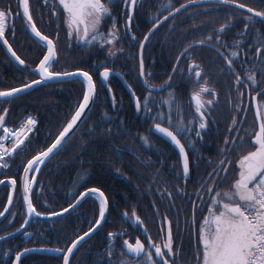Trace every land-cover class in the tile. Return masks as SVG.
<instances>
[{"label":"trees","instance_id":"trees-1","mask_svg":"<svg viewBox=\"0 0 264 264\" xmlns=\"http://www.w3.org/2000/svg\"><path fill=\"white\" fill-rule=\"evenodd\" d=\"M237 1L249 7L259 6V0ZM123 2L113 0L111 5L114 7L110 22L118 26L120 37L116 44V49L120 51L115 57L108 56L107 47L83 49L82 46L77 47L75 40L72 41V48L58 51V59L72 60L73 70L80 68L93 76L96 97L73 136L41 167L32 191L33 204L38 212L47 215L51 211L61 212L70 203L74 204V197L78 198L79 192L90 188H99L108 198L107 215L102 226L77 246L69 264H107L109 258L102 254L109 244L108 234L115 231L119 235L114 241V250H124L123 241H130L135 236L136 229L129 217L139 205L145 209L152 208V216L144 209L137 213L151 234L162 221L171 220L176 243L181 233V215L187 216L183 225L186 230L189 229L186 220L189 219L191 206L190 203L184 204V213H181V195L177 191L181 189L178 155L173 146L154 131V122L144 111L136 110L133 95L140 96L141 100L147 95L146 85L139 73V44L143 37L156 21L169 14V5L173 12L182 4L187 5L188 0H138L132 16L135 40L125 32L129 10L124 9ZM244 16L243 11L229 6L199 3L182 8L160 24L144 43L145 75L149 83L156 87L169 82V76L172 79L171 88L165 87L163 91L153 93L155 99L166 98L169 92H173L185 108V121L190 119L194 112L191 96L197 89L192 72L196 69L185 71L192 77H181V51L194 41L209 35L215 37L223 24L232 22L233 25H240L241 22L234 21ZM57 33L60 40L61 31ZM186 55L199 66L198 70H202L201 76L213 77L214 63L219 66V72L225 70L210 46H194ZM105 66L121 74L133 92L115 74L108 81L109 91L99 79V73ZM174 68L177 69L175 73ZM85 92L86 86L80 78L38 85L25 92L22 95L24 98L8 109L5 119L9 123L16 124L23 115L32 112L39 124L11 158V166L7 169L0 167V180L10 178L17 181L11 206L0 219V236L13 233L24 225L26 214L20 191L23 169L28 160L49 147L66 127ZM113 95L115 104L112 102ZM150 107L155 113L156 108L151 104ZM175 120L174 116L173 122ZM163 125L168 127L167 123ZM109 130L111 134H108ZM142 137H148L147 144ZM214 141L215 137L209 138L207 145H213ZM185 146L189 148L188 144ZM197 180L198 177L193 175L187 181L184 189L187 198ZM10 190L9 184L0 186V212L7 206ZM165 193H171V198ZM151 199L154 203L150 202ZM97 219L99 202L94 196L83 199L73 211L59 217L33 219L24 231L0 241V264H13L15 254L28 247L61 248L66 252L71 242L93 227ZM64 254L31 252L21 258V264H63ZM123 258L131 259L128 255Z\"/></svg>","mask_w":264,"mask_h":264},{"label":"snow or ice","instance_id":"snow-or-ice-1","mask_svg":"<svg viewBox=\"0 0 264 264\" xmlns=\"http://www.w3.org/2000/svg\"><path fill=\"white\" fill-rule=\"evenodd\" d=\"M202 0H188V4H182L180 8H175L174 11L179 13L181 8H187L191 5H197ZM218 4L225 6H235L238 9H246L250 15L246 19L244 29H248L250 24L255 22L254 18L259 17L261 22H264V11H257L253 8L247 7L243 3H238L237 0H216ZM45 4L49 3V0H44ZM112 0L105 3V0H54L53 9L55 14V8L58 4L62 8L64 13V22L67 28V35L70 38L75 39L76 43L82 44L85 47H107L108 56L115 57L117 52L116 44L118 43L119 30L117 29L115 22H113L112 28L107 33L101 29L106 17L111 14L110 4ZM125 7H130L135 10L136 0H124ZM169 7V16L173 14L171 5ZM18 11L15 15L19 16L25 21L24 27L30 31L34 37L38 38L46 48V54L39 60L37 67L33 70L35 74H38L39 79H34L30 82L24 83L21 87H13L9 90H0V98L5 103H10L11 99L17 94L24 92L34 85L41 84L42 82L57 81L62 82L64 79H71L74 77H82L86 82L87 91L83 94L82 102L79 103L75 114L72 115L70 121L66 127L59 132L55 141L51 143L46 150L39 152L33 156L32 159L27 161V167L23 169V200L27 206L26 214L28 219H25L24 225L29 223V220L33 217H40L43 215L38 212L32 201L33 184L35 183V177L29 178V173L40 172V165L44 164L51 155H54V150L59 151L65 143H67L66 137H69V133L77 126V122L80 121L81 116L85 113V110L89 108L90 103H94V97L96 95V83L93 76L83 69L77 68L74 72L67 71H53L52 66L54 62H57V47L56 42L50 39L37 27L36 21L33 18L30 0H17ZM15 18L10 6L5 5L0 7V41L7 46L12 57L19 62L20 65H25V61L20 58L19 55L13 50L12 45L9 43L5 33L9 28V19ZM165 20L168 17H164ZM133 17L131 14L127 16L125 24V32L131 36V39L135 40L136 37L131 33V26ZM159 21L154 23L158 24ZM229 27L228 24H223L217 30L215 37L209 35L205 39L194 41L193 44L185 48V51L181 55L188 53L194 46H209L214 41L215 44H224L225 42L220 39V33H223ZM13 35H15V28L12 25ZM151 35V33H149ZM149 36H144V41L147 42ZM236 46L240 47L241 42L236 41ZM251 47V45H250ZM140 57H139V73L144 85H146L147 95L141 100L140 96H135V108L138 112L144 111L154 123L153 127L156 133L161 134L167 138L177 149L178 155L181 158V170L183 180L186 183L189 179L191 167L196 164V161L190 160L189 152H195L199 157V152L196 151L197 140L203 138V134L209 127L208 121L211 118L208 115V109L212 108L217 101V95L214 89L208 86V82L205 80L200 82L202 70H195L192 75L196 78L198 85L197 89L192 93L191 100L194 102V112L192 117L185 121L184 110L179 102L177 96L173 92H169L166 98L156 100L153 96L154 92L163 91L165 87L171 88V79L169 76V82L164 85H160L158 88L149 83L148 76L145 75V65L143 59L144 43L139 44ZM115 49V50H114ZM219 51V49H216ZM264 40L258 42V46L255 48V52L252 56L248 57L247 53L241 56L239 51H229V55L224 57L228 69L235 75V85L237 92V99L233 105V110L236 113L243 111L246 115V109L242 107L243 98L245 92L240 89V85H244V89L248 92L250 98L255 101V115L258 118V130H254L251 138L252 149L241 155L236 161L237 175L231 183L228 189H217L216 181L221 178V173L227 174L228 168L224 167L225 164H231L229 155L236 147L237 139L243 142L242 121H239L236 116H233L231 126L228 129L229 134L235 132L234 137L226 136L223 144L224 146L219 149L221 159L218 161L217 167L213 168L208 173L207 178L201 177L199 181V189L194 195L200 200L202 205L206 206V215H203L201 221L197 226L196 222V209L197 205L195 201L192 203V213L190 219L186 220V226H194L197 231V249L196 260L197 264H264V80H257L256 73L259 72L264 75ZM223 56V53H220ZM239 57L242 61V66L245 67L246 80L236 72L234 67V58ZM246 58V59H245ZM250 60L251 67L247 66V62ZM179 63V58L177 60ZM193 69H199V66L193 61L190 65V72ZM176 68L173 72H176ZM101 82L108 87L111 91L108 81L112 75V69L105 66L103 71L99 73ZM150 75V74H149ZM255 86V96H252V92ZM131 90V86L129 85ZM212 96L211 99L205 98V96ZM112 102L115 104V96L112 97ZM156 108L155 113L152 112V107ZM8 109H4V114L0 115V130L3 135H0V161H3L5 155L11 156L25 143L27 133L31 132L36 126V120L29 118L27 120V129H21L20 131H13L5 127V116ZM176 120L173 122V117ZM159 121V122H157ZM164 123L168 124V127L163 126ZM246 132V130H243ZM108 134H111L110 130ZM195 136L197 139L193 140L190 137ZM181 137H183V142ZM12 140L11 149L5 147V141ZM70 138V137H69ZM145 144L148 143V137H142ZM186 144L190 147L186 148ZM7 164H0V167H7ZM198 166V164L196 165ZM3 181L0 180V184ZM17 181L11 180L13 189L16 187ZM207 186V187H205ZM178 194L186 195L183 189H177ZM171 198V193H165ZM204 194H207L208 200H204ZM164 195V194H162ZM94 196L99 197V219L95 220V227H90L88 231L83 235L77 237V239L71 242V246L66 249H38L40 251H54L59 253H65L63 255V264H69V258L73 254V250L77 248V245L89 236L91 232H94L105 220V213L108 209V198L105 196L99 188H90L84 192L78 193V198L74 197L75 204H69L67 208H63L62 212L51 211L47 215L49 217H59L63 213H68L69 209H75L81 201L87 197ZM8 203L11 205L12 197L9 196ZM8 211L5 208L3 212H0V217L4 216V213ZM158 212V209L156 210ZM125 215H127L125 213ZM135 225L142 228L146 238L150 242L146 245L139 238H136L135 243L128 240L123 241V246L126 251L114 250V241L119 234L109 233V244L102 254L109 259L107 264H177L179 250L174 251V238H173V225L171 220L161 222V231L165 232L162 237V243L157 244L152 240L151 235L148 233L144 222L139 215L133 212L129 217ZM166 223V231H165ZM22 225V227L24 226ZM11 235V233H9ZM29 235H31L29 233ZM5 237L0 236V240H4ZM37 249L25 248L23 252H17L15 254V264H21V257L31 251ZM128 254L132 255V259H124ZM7 255V253H5Z\"/></svg>","mask_w":264,"mask_h":264},{"label":"flooded vegetation","instance_id":"flooded-vegetation-1","mask_svg":"<svg viewBox=\"0 0 264 264\" xmlns=\"http://www.w3.org/2000/svg\"><path fill=\"white\" fill-rule=\"evenodd\" d=\"M108 2L109 0H105V3H108ZM53 3H54V0H49L48 4H45L44 0H30L32 15H33L34 20L36 21L37 27L40 29L42 33L49 36L50 39H53L56 42L57 53H58V51L64 48H68V47L72 48L73 46L72 41H74L75 39L70 38L67 35V28L64 22V13H63L62 8H60L57 4L55 8V14H54ZM137 3H138V0H136V6H137ZM119 4L121 3L119 2ZM122 4H123L124 9L125 10L128 9L129 14L133 16L134 10L131 9L130 7H125L124 2ZM214 4H218V3H214ZM5 5H8L11 7L12 13L15 17L14 19L10 17L8 21L9 28L6 30L5 35L8 38L9 43L12 45L13 50L17 53V55L20 56L21 59L25 61V65H20L19 62L16 61L14 57H12L11 52L8 51L6 45H4L2 41H0V90H9L13 87H21L26 82H30L34 79H39L38 74H35L33 70L37 67L39 60L43 58V55L46 54V48L44 47V45L41 42H39L38 38L34 37L30 33V31L25 29L24 27L25 21L19 16L15 15L18 11H22V10L17 9V0H0V7H4ZM111 5L112 3L110 4V7L113 10L114 6H111ZM229 7L232 8L233 10L243 11L245 13V16L243 18H239L237 21H234V22H241L240 25H233V23L231 22L229 24V27L223 33H221L220 39L225 42L224 44H215V42H212V44L209 45L216 53L217 59L221 62V66L223 67L222 69H225V70H222V72H219V69H218L219 66L214 63V76L210 77L207 75H203L200 78L201 83H203V81L206 80L208 82V86L211 89H214L217 95V101L214 103L212 108L208 109L207 114L210 115L211 117L208 121L209 127L203 134V138L197 140V143H196V151L199 152V157L196 156L195 152L193 151L189 152L190 160L196 161V164L192 165L188 180L192 179L193 175L197 176L198 180L194 182V188L192 191L189 192L188 198L186 197V195H181V213L182 212L184 213V210H183L184 204L190 203L191 209H190L189 219L192 213L191 201H195L197 205V209L195 213L197 226L199 222L201 221L202 216L206 215V206L200 203V200L194 195V193L199 189V181L201 180V177L205 176V178H207L208 173L211 172L213 168L217 167L218 161L221 159V156L219 154V149L224 146L223 141L225 137L228 136L231 138L235 136V132L231 134H229L228 132V129L232 123L233 116H236V118L239 121H242L241 135H243V142L237 139L236 147L235 149L232 150V152L229 155V159L232 161V163L224 165V167L228 168V173L227 174L221 173V178L216 181L217 189L226 190L230 187L231 183L236 178L237 171H238L236 161L239 159L241 155L245 154L247 151L252 149L253 146L250 142L252 138V134L254 130H258L259 121L255 115V107H254L255 101H253L250 98L248 92L244 89L243 84L240 85V89L245 92L242 107L247 110L246 115L243 111H241L240 113H236L233 110V105L237 99L236 85L234 83L235 75L228 69V67H226L227 65H226V61L224 57L229 55V51H228L229 49L232 51H239L241 53V56H243L244 53H247L248 57L252 56L255 52V48L258 46V42L261 40H264V22H261L259 17H255L254 18L255 22L253 24H250L249 28L246 30L244 29V24L246 23L245 18L248 15H250V13H248L246 9H243V10L238 9L234 5L229 6ZM250 8H253L257 11H263L264 10V0H259V6L250 7ZM229 10L231 11V9ZM111 15H112V11H111L110 16L106 17L103 22V27L101 29L103 32H106V31L108 32L112 28L113 24L110 22ZM12 25H14V28H15V35L12 34L13 33ZM116 27L118 29V26ZM58 30L61 31V34H62V38H60V40L58 38V33H57ZM130 31L132 33V26H131ZM128 41L130 42L129 39ZM236 41L241 42L240 47L236 46V43H235ZM143 42H144V37L141 43ZM79 46H82L83 49L87 48L83 46L82 44H79V45L77 44V47ZM216 49H219V51H217ZM184 51L185 49L182 50L181 53H183ZM220 53H223V56ZM262 53H264V50H262ZM180 57H181V77L184 79L192 77L190 73L185 72V71H187L188 68H190V65L193 63V59H190L186 54L181 55ZM62 59L63 58L58 59V55H57V62L53 63L52 70L53 71H67V72L74 71L70 63L72 62V60L70 59L62 60ZM251 63L252 62L248 60L247 66L251 67ZM176 65H177V62L175 64V67ZM234 67L236 69V72H238L241 75V77L245 78L246 80L245 67L242 66V61L239 57L234 58ZM220 74L222 75L219 76ZM256 75H257L258 81L264 80V75H261L259 72H257ZM116 76L120 78L123 84H124L123 80L125 81V83H127L121 74L118 73ZM217 76L222 77V79H219ZM71 79H74V78H71ZM71 79H67V80H71ZM56 82L57 81L42 82L41 84H38V85L45 86V85L53 84ZM38 85H35L32 88H35ZM253 88L254 90L252 92V96H255L256 90L258 89L255 86H253ZM130 91H132V88ZM24 93L25 92L19 93L14 98H10L11 99L10 103H5L3 99H0V115L4 114L5 108L9 109L16 102H20L24 98L23 97ZM223 97L225 98L224 100L225 103L222 101ZM205 98L211 99L212 96L206 94ZM193 106H194V102H193ZM183 110L185 111L184 107H183ZM25 115H23V117L16 124L9 123L5 119L4 126L5 127L8 126L9 128L15 130L16 128L19 127V125H21V121L23 120ZM38 124H39V121L35 129L37 128ZM163 126L167 127L166 125H163ZM223 127H226V128H223ZM243 130H246V132H244ZM0 135H3L2 130H0ZM29 136L30 134L27 135V138L25 139V143ZM211 137H215L214 144L207 145V140ZM191 139L196 140L197 138L195 136H192ZM218 143L220 145H218ZM24 144L21 145L20 148H22ZM9 149H11V147H9ZM19 149H17V151ZM16 152L13 153L11 156L5 155L6 159L9 160V165L5 167L4 169H7L11 166V158L15 156ZM176 154L178 155L177 152ZM178 160H179V171H180L179 175L181 176V189H183L185 193L184 189H185L187 182L185 183L183 180V175H182V170H181V161H180L179 155H178ZM199 162L201 164H199L196 167V165ZM150 188L151 189L153 188L152 184L150 185ZM97 200L99 202L98 198ZM204 200L206 201L208 200L207 194H204ZM150 202L154 203V200L151 199ZM155 202H159V200L157 201L155 200ZM143 209L145 211L147 210L149 214L151 215L152 208L145 209V208H142L141 205H139V208L135 209L134 212L136 215H138L137 213H140ZM106 215H107V212L105 213V218H106ZM185 217L187 216L181 215V233L177 239V242L174 244V251L177 249L179 250L177 264H197L196 227L189 226V229L186 230L185 226L183 225V223L185 222ZM130 221L136 229L135 236L131 238L130 242L135 243L136 238H139L146 245H149L150 242L146 238L142 228L138 225H135L132 220ZM113 233H117V231ZM148 233L151 235L152 240L155 241L157 244L162 243V237L164 236L165 232L161 231L160 225L157 226L155 232L151 234L148 230ZM123 249H124V246H123ZM124 251L126 250L124 249ZM128 256L129 258L132 259V255L128 254Z\"/></svg>","mask_w":264,"mask_h":264},{"label":"water","instance_id":"water-1","mask_svg":"<svg viewBox=\"0 0 264 264\" xmlns=\"http://www.w3.org/2000/svg\"><path fill=\"white\" fill-rule=\"evenodd\" d=\"M201 3H217L216 2V0H202V2ZM175 13V11L173 12V14ZM172 14V15H173ZM171 15V16H172ZM166 17V16H165ZM167 17L169 18L170 16H169V14L167 15ZM165 21V19L164 18H162L160 21H159V23L158 24H156L155 25V27L153 26V28H151V30L148 32V36H149V33H152L153 32V30L158 26V25H160L162 22H164ZM31 33V32H30ZM33 35V34H32ZM145 42V41H144ZM143 42V43H144ZM7 47V46H6ZM72 72H74V71H72ZM74 78H79V77H74ZM80 78H82V77H80ZM83 79V78H82ZM64 80H67V79H64ZM100 80H101V77H100ZM85 82V81H84ZM123 82H124V84H125V86L128 88V86H127V84L125 83V81L123 80ZM85 84H86V82H85ZM35 86V85H34ZM87 86V85H86ZM129 89V88H128ZM29 90V89H28ZM28 90H26V91H28ZM25 92V91H24ZM21 93H23V92H21ZM0 99H2V98H0ZM94 99H95V97H94ZM92 105H93V103H90V105H89V108L88 109H86L85 110V113L81 116V119H80V121H78L77 122V126L76 127H74V129L69 133V137L71 138V136L75 133V131L78 129V127L81 125V123L83 122V120L85 119V117L87 116V114H88V112L90 111V109H91V107H92ZM155 131V130H154ZM159 135H161V134H159ZM162 136V135H161ZM69 137H66V140L68 141L70 138ZM163 137V136H162ZM164 139H166L173 147H174V149L176 150V152L178 153V149L167 139V138H165V137H163ZM56 152V150H54V153ZM180 157V156H179ZM180 161H181V158H180ZM42 165H40V167H41ZM25 167H27V165L25 166ZM36 174L37 173H35V175H34V177H35V179H36ZM23 177H24V172L22 173V177H21V196H22V202H23V205H24V209H25V214H26V208H27V206H26V204H25V202H24V200H23ZM29 177H30V173H29ZM11 180H13V179H5V180H3V183L2 184H0V186L1 185H3L4 183H9L10 185H11ZM34 185V184H33ZM14 190L15 189H13V187H12V185H11V194H10V196L12 197V200H13V195H14ZM76 202V201H75ZM75 202H74V204H75ZM10 206L11 205H9V203L7 204V207L6 208H8V210H9V208H10ZM78 206V205H77ZM76 206V207H77ZM75 207V208H76ZM71 211H73V209H69V212H71ZM62 212V211H61ZM68 212V213H69ZM5 213H7V212H5ZM5 213H4V215H5ZM64 214H66V213H63L62 215H64ZM3 217V216H2ZM2 217H0V219L2 218ZM26 217H27V214H26ZM36 218H41V219H44V218H54V217H49V216H43V215H41L40 217H36V216H33L30 220H29V223L31 222V220H33V219H36ZM26 219H28V217L26 218ZM29 223L27 224V225H24L23 227H21L19 230H17V231H15V232H13V233H11V235H6V236H3V237H5V239H7V238H10V237H13V236H15V235H17V234H19L20 232H22V231H24L27 227H28V225H29ZM102 223H103V221L101 222V225H102ZM100 225V226H101ZM100 226L94 231V232H91L90 234H89V236H87V237H85V239L86 238H88V237H90V236H92L99 228H100ZM93 227H95V225L93 226ZM4 239V240H5ZM84 239V240H85ZM83 240V241H84ZM0 241H2V240H0ZM83 241H81L80 243H82ZM79 245V244H78ZM77 245V246H78ZM28 248H30V249H37L36 251H31V252H36V253H44V254H52V253H58V252H54V251H40V250H38V249H53V248H42V247H28ZM124 249L126 250V248L124 247ZM75 250V249H74ZM73 250V251H74ZM24 251V249L22 250V251H20V252H23ZM31 252H28V253H31ZM28 253H26V254H28ZM26 254H24V255H26ZM23 255V256H24ZM129 255H131V254H129ZM22 256V257H23ZM21 257V258H22ZM13 264H15V259H14V261H13Z\"/></svg>","mask_w":264,"mask_h":264},{"label":"bare ground","instance_id":"bare-ground-1","mask_svg":"<svg viewBox=\"0 0 264 264\" xmlns=\"http://www.w3.org/2000/svg\"><path fill=\"white\" fill-rule=\"evenodd\" d=\"M127 86H128V88H129V84L127 83ZM8 127V126H7ZM27 127H28V125H27V120L25 121V122H23L21 125H19V127L18 128H16L15 130L14 129H11V128H9V129H11V130H14V131H20L21 129H27ZM5 144H6V141H5Z\"/></svg>","mask_w":264,"mask_h":264},{"label":"rangeland","instance_id":"rangeland-1","mask_svg":"<svg viewBox=\"0 0 264 264\" xmlns=\"http://www.w3.org/2000/svg\"><path fill=\"white\" fill-rule=\"evenodd\" d=\"M26 119H27V118H25L23 122H25ZM13 131H14V130H13ZM11 143H12V140H11V138H9V140L6 141L5 147L9 148V147L12 145ZM188 146H189V145H188ZM189 147H190V146H189ZM204 161H205V160H204ZM199 164H201V163L199 162L198 165H199Z\"/></svg>","mask_w":264,"mask_h":264},{"label":"built area","instance_id":"built-area-1","mask_svg":"<svg viewBox=\"0 0 264 264\" xmlns=\"http://www.w3.org/2000/svg\"><path fill=\"white\" fill-rule=\"evenodd\" d=\"M26 118H27L26 120H28L29 118L35 119L32 115H28Z\"/></svg>","mask_w":264,"mask_h":264}]
</instances>
